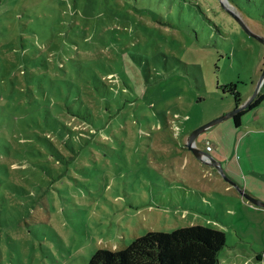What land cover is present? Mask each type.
Returning a JSON list of instances; mask_svg holds the SVG:
<instances>
[{"label":"rangeland","instance_id":"1","mask_svg":"<svg viewBox=\"0 0 264 264\" xmlns=\"http://www.w3.org/2000/svg\"><path fill=\"white\" fill-rule=\"evenodd\" d=\"M163 3L0 0V69L19 88L22 54L26 72L42 71L34 68L39 58L52 75L113 74L124 106L76 159L78 182L48 190L27 182L24 146L0 117V187L10 204L0 222V264H87L98 249L119 251L147 232L195 225L225 233L218 264H264V246L239 232L233 216L232 196L240 194L185 147L191 132L234 109L235 94L240 103L251 97L264 44L218 0H175L168 10ZM227 7L264 39V0H227ZM33 38L38 48L30 50ZM64 119L89 139L80 119ZM206 142L225 175L264 202V101L241 127L228 118L195 144L207 151Z\"/></svg>","mask_w":264,"mask_h":264},{"label":"trees","instance_id":"2","mask_svg":"<svg viewBox=\"0 0 264 264\" xmlns=\"http://www.w3.org/2000/svg\"><path fill=\"white\" fill-rule=\"evenodd\" d=\"M141 1L144 4L148 0ZM167 3L170 4L169 7L165 6L168 10L174 6L175 0H167ZM153 4L156 8H164L163 0H153ZM0 37H3L1 28ZM28 46L30 50L38 48L35 39L29 40ZM21 56L15 67L17 70L22 69L23 88L13 82V73L7 75L0 69V117L9 123L10 130L20 137V144L24 146L21 165L22 169L27 171V182H33L32 185L38 187L46 182V190L53 182H78L71 176L76 159L84 157L92 140L90 137L97 136L101 131L105 132L110 120L124 107L120 101L123 91L121 84L113 74L101 75L96 70L85 73L71 68L59 70V74L52 75L46 71V60L39 58L34 60V68L42 71L26 72L28 68L22 64ZM57 65L58 62H55L54 68ZM83 77L86 80L81 82ZM76 81H79L80 90L75 85ZM226 89L233 92L234 87L228 85L224 91ZM79 96L82 100H77ZM235 97V104L239 105L241 99L239 95L235 94ZM87 98L91 99V104L86 101ZM263 101L264 88L249 107L232 118L234 127L239 128L241 117L247 111L259 107ZM92 103L97 106L95 109ZM71 116L83 122L85 130L89 132V139L82 140V133L64 119ZM105 117L108 120L104 119ZM80 172L87 174L83 170ZM9 205L0 187V222L5 223L4 211ZM247 208V214L252 208L264 211L253 205ZM254 223V235L258 240H264V223L260 219ZM4 230L6 229L0 225V232ZM224 246L223 231L195 225L170 232H147L133 239L126 248L119 251L98 249L87 264H218Z\"/></svg>","mask_w":264,"mask_h":264},{"label":"water","instance_id":"3","mask_svg":"<svg viewBox=\"0 0 264 264\" xmlns=\"http://www.w3.org/2000/svg\"><path fill=\"white\" fill-rule=\"evenodd\" d=\"M218 1L220 2V4L225 9H227L232 14V16L236 19V21L240 24V26L244 29V31L247 34H249L250 36L259 40L262 44H264V39L253 34V33H251L246 28V26L242 23L241 19L235 13H233L232 10H230L227 7V0H218ZM263 86H264V68L261 72V75H260L258 81H257V84H256V87H255L253 94L251 95V97L246 102L241 103L238 107L234 108L232 111H230V112H228V113L204 124L203 126H200L196 130L191 132V134L188 136V139L185 143V147L193 154V156L197 160H199L200 162L214 168L216 170V172L220 175V177L225 182L230 184L240 194V196L242 197L243 200H245L246 202L250 203L251 205H253L255 207L262 208V209H264V202L253 197L251 194H248L247 192H245L243 189H241L237 185V183H235V181H233L229 176L225 175L221 164L216 162L215 160H213L207 151H202V150L198 149L196 147L195 141L200 134H202L203 132H205L206 130L211 128L212 126H214V125H216V124L220 123L221 121L226 120L228 118H233L237 113H239L240 111H243L247 107H249L253 103V101L255 100V98L257 97V95L259 94V92Z\"/></svg>","mask_w":264,"mask_h":264},{"label":"crops","instance_id":"4","mask_svg":"<svg viewBox=\"0 0 264 264\" xmlns=\"http://www.w3.org/2000/svg\"><path fill=\"white\" fill-rule=\"evenodd\" d=\"M239 197L232 196L234 204H235V208L233 210V216L235 218L236 223L239 224L238 230L239 232L243 233L245 236H251L254 240H257L258 242L261 239L258 240L257 239L258 237H256V235H254L253 233V230L256 227V224L254 223V221H256L257 219H260L264 223V211H258L257 209L252 208V210L249 211V214H247L249 210L247 206L251 204L250 203L247 204L248 202H245L244 200H242V198L240 200ZM259 215H262L263 217L260 218ZM259 243L262 244V246H264V240H261Z\"/></svg>","mask_w":264,"mask_h":264},{"label":"built area","instance_id":"5","mask_svg":"<svg viewBox=\"0 0 264 264\" xmlns=\"http://www.w3.org/2000/svg\"><path fill=\"white\" fill-rule=\"evenodd\" d=\"M206 150H207V152L212 150V148H211L210 144H208V142H206Z\"/></svg>","mask_w":264,"mask_h":264},{"label":"flooded vegetation","instance_id":"6","mask_svg":"<svg viewBox=\"0 0 264 264\" xmlns=\"http://www.w3.org/2000/svg\"><path fill=\"white\" fill-rule=\"evenodd\" d=\"M240 104H241V103H240ZM240 104H239V105H240ZM239 105H235V107H234V108L238 107Z\"/></svg>","mask_w":264,"mask_h":264}]
</instances>
